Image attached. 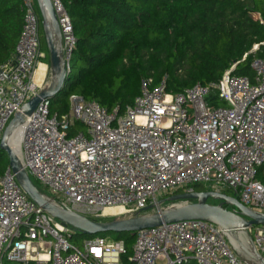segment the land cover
<instances>
[{"label": "built area", "instance_id": "2783aa9c", "mask_svg": "<svg viewBox=\"0 0 264 264\" xmlns=\"http://www.w3.org/2000/svg\"><path fill=\"white\" fill-rule=\"evenodd\" d=\"M51 2L70 71L72 22L61 0ZM18 9L21 32L0 63V137L42 88L33 84L45 57L34 0H18ZM235 65L216 81L176 93L165 91V77L154 87L152 77L143 78L139 94L121 112L71 93L69 110L50 114V99L42 100L25 116L19 162L54 204L91 219L132 215L165 196L198 191L195 184L264 212V181L258 177L264 164V57L252 60L253 79L232 74ZM75 122L84 128L69 134ZM116 206L119 213H104ZM246 229L264 257V225ZM75 231L30 199L8 167L0 174V264H122L123 240L94 236L76 243L69 238ZM133 235L131 264H244L225 231L209 221L163 223Z\"/></svg>", "mask_w": 264, "mask_h": 264}, {"label": "trees", "instance_id": "16d2710c", "mask_svg": "<svg viewBox=\"0 0 264 264\" xmlns=\"http://www.w3.org/2000/svg\"><path fill=\"white\" fill-rule=\"evenodd\" d=\"M70 16L75 47L61 89L50 98V114L69 110L62 104L64 94L78 93L86 100L95 99L103 107L120 112L133 103L143 78L152 77V87L165 77V91L176 93L194 85L218 80L236 64L232 74L253 79L251 62L264 57V0H61ZM39 15L42 63L49 66V54ZM23 14L18 0H0V63L8 58L21 32ZM259 44L251 52L253 45ZM246 58L242 60L243 55ZM217 95L211 94L215 99ZM215 103H219L215 101ZM75 122L73 134L83 129ZM8 165L0 149V174ZM264 181V164L259 168ZM42 191L44 188L30 176ZM198 184H195L197 187ZM174 201V202H179ZM172 201L165 202L166 206ZM109 220L107 216L95 218ZM94 236L124 241L127 252L122 264H131L134 235L109 232L87 235L75 231L76 243ZM14 264L16 261H3ZM18 263V262H17ZM21 264V263H18ZM185 264H195L189 260Z\"/></svg>", "mask_w": 264, "mask_h": 264}, {"label": "water", "instance_id": "95a60500", "mask_svg": "<svg viewBox=\"0 0 264 264\" xmlns=\"http://www.w3.org/2000/svg\"><path fill=\"white\" fill-rule=\"evenodd\" d=\"M41 15V26L46 47L49 54V69L51 80L35 95L30 97L19 111L7 122L0 137V149L6 154L7 167L14 174V178L23 191L38 204L45 212L69 225L76 231L87 235L109 232H133L188 219H199L212 222L224 231L228 242L236 251L244 264H264V257L257 251L253 239L246 227L264 225V212H257L243 205L237 198L226 193L213 191H195L174 193L160 198L157 203L147 205L143 210L132 215H123L109 220H96L86 217L71 209L54 204L44 192L32 181L23 168L14 151L8 146L7 138L17 124L24 122L25 116L30 115L42 100L52 98L62 87L69 71L61 57V31L51 0H35ZM219 200L216 204L207 202L208 198ZM187 200L185 203L174 201ZM172 201L166 206L165 202ZM225 205L231 206L232 209Z\"/></svg>", "mask_w": 264, "mask_h": 264}, {"label": "bare ground", "instance_id": "6f19581e", "mask_svg": "<svg viewBox=\"0 0 264 264\" xmlns=\"http://www.w3.org/2000/svg\"><path fill=\"white\" fill-rule=\"evenodd\" d=\"M45 68L46 65H44V63L40 62V65L39 63L37 64V67L33 75L34 85L39 86L41 84V80L45 74ZM23 130H24V122L21 124H17L16 127L11 130L7 138L8 146L14 151L18 159L21 158V148H19V144H21ZM120 211H121V207L118 206L106 207L104 209L105 214L119 213Z\"/></svg>", "mask_w": 264, "mask_h": 264}, {"label": "rangeland", "instance_id": "374dc122", "mask_svg": "<svg viewBox=\"0 0 264 264\" xmlns=\"http://www.w3.org/2000/svg\"><path fill=\"white\" fill-rule=\"evenodd\" d=\"M45 75V78H44V76H43V78H44V80H42L41 81V84L39 85V86H42V88L43 87H45L49 82H50V80H51V71H50V69H49V66H47V69H46V73L44 74ZM68 98H69V94L67 93V94H64L63 96H62V98H60V102L62 103V104H64V103H67V100H68ZM82 128H84V127H82ZM195 189H197L198 191H201V190H204L205 189V186L203 185V184H199L197 187H195ZM207 202L208 203H211V204H216V203H218L219 202V200H217V199H213V198H208L207 199ZM229 208H232L231 206H229ZM114 216H111V215H108L107 216V218L108 219H111V218H113ZM116 217H123L122 215H119V216H116ZM57 219V218H56ZM57 220H59V219H57ZM60 221V220H59ZM14 264H18L17 262H13ZM6 264H10L9 262L8 263H6Z\"/></svg>", "mask_w": 264, "mask_h": 264}, {"label": "crops", "instance_id": "0c3cea01", "mask_svg": "<svg viewBox=\"0 0 264 264\" xmlns=\"http://www.w3.org/2000/svg\"><path fill=\"white\" fill-rule=\"evenodd\" d=\"M39 65H40V62H39ZM44 65H46L45 63H44ZM46 69H47V66H46V68H45V73H46ZM44 78H45V75H44ZM44 78H42V80H44ZM41 80V81H42Z\"/></svg>", "mask_w": 264, "mask_h": 264}, {"label": "flooded vegetation", "instance_id": "af4514ba", "mask_svg": "<svg viewBox=\"0 0 264 264\" xmlns=\"http://www.w3.org/2000/svg\"><path fill=\"white\" fill-rule=\"evenodd\" d=\"M227 208H229V206L228 205H225ZM229 209H232V208H229Z\"/></svg>", "mask_w": 264, "mask_h": 264}, {"label": "clouds", "instance_id": "9594fccd", "mask_svg": "<svg viewBox=\"0 0 264 264\" xmlns=\"http://www.w3.org/2000/svg\"><path fill=\"white\" fill-rule=\"evenodd\" d=\"M48 66V65H47Z\"/></svg>", "mask_w": 264, "mask_h": 264}]
</instances>
